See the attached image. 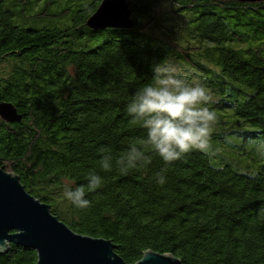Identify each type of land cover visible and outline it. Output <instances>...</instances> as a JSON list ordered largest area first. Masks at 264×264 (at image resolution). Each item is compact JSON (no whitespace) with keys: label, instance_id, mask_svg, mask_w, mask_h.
<instances>
[{"label":"trees","instance_id":"obj_1","mask_svg":"<svg viewBox=\"0 0 264 264\" xmlns=\"http://www.w3.org/2000/svg\"><path fill=\"white\" fill-rule=\"evenodd\" d=\"M8 1L0 0V106L11 107L14 117H0V168L17 175L73 232L113 242L126 264H137L148 251L183 264H264V165L250 177L228 165L215 168L208 152L193 150L168 165L163 186L152 179L163 167L159 157L147 171L121 174L99 167L102 146L119 155L145 135L130 123L126 105L150 81L151 66L166 62L162 49L127 37L136 40L149 27L163 34L162 29L170 50L190 65V56L203 47L175 43L162 21L177 15L189 24L199 8L211 11L196 18L190 39L211 44L220 55L216 64L246 89L244 102L236 98L226 107L235 110L242 127L253 130L247 131L251 138H264V2L172 0L184 6L165 5L156 12L166 0H126L131 32L87 26L103 0L76 14L66 9L53 15L60 22L76 20L71 28L42 30L23 29L15 21L49 18L45 12L30 14L42 0L19 1L24 11ZM230 11L233 26L226 24ZM248 40L259 47L236 46ZM87 43L97 46L84 51ZM89 170L104 177L103 186L87 194L89 207H74L63 187L86 185ZM37 261L36 251L20 246L0 253V264Z\"/></svg>","mask_w":264,"mask_h":264},{"label":"clouds","instance_id":"obj_2","mask_svg":"<svg viewBox=\"0 0 264 264\" xmlns=\"http://www.w3.org/2000/svg\"><path fill=\"white\" fill-rule=\"evenodd\" d=\"M152 77L138 88L126 105L130 123L145 131V135L129 143L119 155L102 146L99 167L104 172L150 169L154 157L163 167L152 174L157 185L167 180V167L185 154L199 150L209 152L210 139L217 123L211 105L215 99L210 89L197 80L189 81L185 73L170 62L151 66ZM256 152L264 157V139L256 144ZM86 185H64L62 194L74 207L87 208L91 201L87 194L101 188L104 177L95 170L86 175Z\"/></svg>","mask_w":264,"mask_h":264},{"label":"rangeland","instance_id":"obj_3","mask_svg":"<svg viewBox=\"0 0 264 264\" xmlns=\"http://www.w3.org/2000/svg\"><path fill=\"white\" fill-rule=\"evenodd\" d=\"M19 1L21 0H9L8 3L15 11H24L25 7L20 4ZM45 1L46 0H42L40 5L30 11V14L45 12L50 16L49 18L29 21L26 19H17L15 20L16 24L23 29L31 30H42L54 27L61 28L60 26H62L63 29L71 28L74 26L76 20L67 18L60 22L58 19L54 18L53 15H57L59 12L66 9L71 11L72 14H76L77 11L84 10L87 6L96 3L97 0H59V5H53L48 8L45 7ZM174 1H164L162 6L156 8V12H162L161 10L165 9L167 6L170 8L176 7L173 8L174 10L177 9V7L184 6L183 3ZM16 2L17 5H15ZM210 11L211 10L199 8L196 14L192 16L191 23L186 25L182 22V18L177 15L175 18L167 17L168 19L165 22V19L162 21L164 28L174 34L175 43L183 47H203L202 51L190 56L189 60L192 65L187 64L184 60L180 59L173 50H170L168 35L164 33L162 29L161 31L163 34L149 27L144 29L136 40H133L132 36L127 37V39L162 49L166 53V62H170L181 69L189 81L193 79L197 80L211 90L215 99V103L211 105V107L216 111L218 118L211 135V148L208 152L211 165L215 168H223L228 165L238 174L255 177L264 165V157L259 156L255 150L256 144L264 138H251L250 135L247 134V131L253 130L242 127L243 121L236 116L235 110L226 107V103L232 102L236 98H238L240 102H244L246 100L244 92L247 93V91L243 86L228 78L223 73L222 67L216 64V60L220 55L217 51L210 50L211 44L205 41L201 42L200 39H190V34L197 25L196 18ZM231 16H233L232 11L226 12V24L233 26L234 20L227 18ZM130 30L131 32L135 31L133 28ZM183 36L185 38H183ZM96 46L97 43H87L84 47V51H90ZM236 46H241L242 50H250L259 47V43L248 40L247 42L236 44ZM238 88L244 91L240 93L238 92ZM0 110L6 114L5 116H9L10 118L14 117L11 108L2 107ZM0 117L6 120L1 112Z\"/></svg>","mask_w":264,"mask_h":264},{"label":"water","instance_id":"obj_4","mask_svg":"<svg viewBox=\"0 0 264 264\" xmlns=\"http://www.w3.org/2000/svg\"><path fill=\"white\" fill-rule=\"evenodd\" d=\"M237 1L243 4L264 2ZM87 26L91 30H130L134 26L131 9L126 0H103ZM0 112L5 119H11ZM11 245L36 251L37 264H126L115 253L113 242L73 232L52 214L50 206L25 190L17 175L0 168V253ZM137 264L183 263L172 255L148 251Z\"/></svg>","mask_w":264,"mask_h":264}]
</instances>
